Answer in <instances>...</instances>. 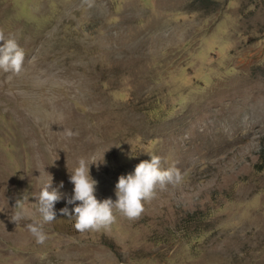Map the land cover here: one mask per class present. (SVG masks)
Returning a JSON list of instances; mask_svg holds the SVG:
<instances>
[{
	"label": "rangeland",
	"instance_id": "374dc122",
	"mask_svg": "<svg viewBox=\"0 0 264 264\" xmlns=\"http://www.w3.org/2000/svg\"><path fill=\"white\" fill-rule=\"evenodd\" d=\"M0 30L25 50L0 69V264H264V0H0ZM149 154L183 180L138 219L79 232L60 213L80 158L115 201Z\"/></svg>",
	"mask_w": 264,
	"mask_h": 264
},
{
	"label": "clouds",
	"instance_id": "9594fccd",
	"mask_svg": "<svg viewBox=\"0 0 264 264\" xmlns=\"http://www.w3.org/2000/svg\"><path fill=\"white\" fill-rule=\"evenodd\" d=\"M0 41L3 42L0 44V69L5 72L19 73L25 60L24 48L19 45L15 36L9 35L6 38L2 30H0ZM65 134L71 138L78 135V132L66 129ZM149 155L150 160H143L137 164L134 173L119 177L115 186L117 197L115 201L111 197L102 201L97 198L95 193L98 181L90 174V164L94 162L80 158L78 166L70 171L69 176L70 182L74 184V194L67 198V203L75 205L74 215L67 207L60 209V213L68 216L69 219L74 217V227L79 232L99 230L110 226L116 221L114 209L129 219H138L144 211L145 202L152 200L158 190H165L169 184L176 185L183 180L180 170L175 166L162 168L161 157L154 154ZM63 186V181H61L58 186L53 187L51 177L36 197L42 221L30 223L28 228L35 236L37 244H44L48 238L44 231V224L56 220L57 213L54 205L64 197L60 191ZM24 199L28 197L18 198L15 206L19 207ZM77 201L80 203L77 204ZM25 218V212L20 208L10 219L17 223Z\"/></svg>",
	"mask_w": 264,
	"mask_h": 264
}]
</instances>
